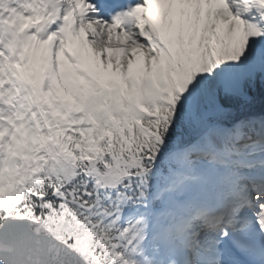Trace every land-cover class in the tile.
I'll return each instance as SVG.
<instances>
[{
    "label": "snow or ice",
    "instance_id": "1",
    "mask_svg": "<svg viewBox=\"0 0 264 264\" xmlns=\"http://www.w3.org/2000/svg\"><path fill=\"white\" fill-rule=\"evenodd\" d=\"M0 264H264V0H0Z\"/></svg>",
    "mask_w": 264,
    "mask_h": 264
}]
</instances>
